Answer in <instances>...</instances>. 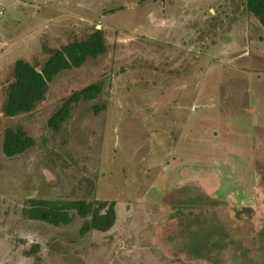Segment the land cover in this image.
<instances>
[{"label":"rangeland","instance_id":"1","mask_svg":"<svg viewBox=\"0 0 264 264\" xmlns=\"http://www.w3.org/2000/svg\"><path fill=\"white\" fill-rule=\"evenodd\" d=\"M237 3L0 0V106L17 58L39 68L94 28L106 44L30 113L0 111V264H264V28ZM14 126L34 145L6 157ZM30 198L114 200L115 223L28 219Z\"/></svg>","mask_w":264,"mask_h":264},{"label":"trees","instance_id":"2","mask_svg":"<svg viewBox=\"0 0 264 264\" xmlns=\"http://www.w3.org/2000/svg\"><path fill=\"white\" fill-rule=\"evenodd\" d=\"M243 10L253 16L264 28V0H238ZM106 44L101 29L94 28L85 37L47 50L48 56L36 68V64L17 58L12 65L10 78L4 90L0 111L6 117L30 113L43 101L48 91V83L60 70L78 67L86 57L95 58L104 53ZM101 92L98 83H89L73 90L48 117L46 124L57 132L69 117L73 105L80 100H91ZM34 145L32 137L20 126L5 127L2 134V153L13 157ZM27 209H23L28 219L39 220L54 226L66 225L72 221L73 214L83 219L79 233L94 230L108 231L115 223V201L100 199L52 200L30 198ZM37 247L33 245V250Z\"/></svg>","mask_w":264,"mask_h":264}]
</instances>
